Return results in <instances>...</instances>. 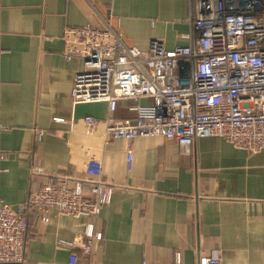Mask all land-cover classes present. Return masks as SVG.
Instances as JSON below:
<instances>
[{"label": "crops", "instance_id": "obj_1", "mask_svg": "<svg viewBox=\"0 0 264 264\" xmlns=\"http://www.w3.org/2000/svg\"><path fill=\"white\" fill-rule=\"evenodd\" d=\"M193 13L192 0H0V203L17 209L47 182L80 179L91 159L114 187L91 254L62 245L89 218L31 213L24 264H207L215 250L224 264H264V150L219 137L188 152L162 136L112 139L84 122L106 120L108 104L71 98L84 61L65 57V27L112 16L127 45L171 50L191 43ZM137 103L119 102L114 117L134 120Z\"/></svg>", "mask_w": 264, "mask_h": 264}, {"label": "built area", "instance_id": "obj_2", "mask_svg": "<svg viewBox=\"0 0 264 264\" xmlns=\"http://www.w3.org/2000/svg\"><path fill=\"white\" fill-rule=\"evenodd\" d=\"M192 5L191 43L171 50L160 40L147 50L127 45L112 16L100 17L99 27H65V57L84 61L71 90L73 104L107 103L106 120L84 122L92 130L103 123L112 139L162 136L188 152L198 139L219 137L257 154L264 150V0H192ZM126 100L146 103L132 107L134 120H117V106ZM5 129L0 110V134ZM128 156L131 161V151ZM113 188L102 164L91 159L80 179L47 182L17 209L0 203V264L27 262L31 213L89 218L85 232L62 245L91 254L93 227ZM207 264H224L218 250Z\"/></svg>", "mask_w": 264, "mask_h": 264}]
</instances>
